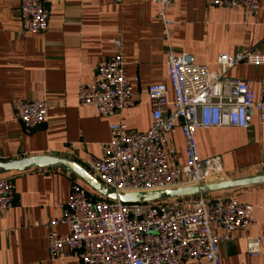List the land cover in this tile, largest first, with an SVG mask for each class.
<instances>
[{"label":"crops","instance_id":"1","mask_svg":"<svg viewBox=\"0 0 264 264\" xmlns=\"http://www.w3.org/2000/svg\"><path fill=\"white\" fill-rule=\"evenodd\" d=\"M42 1L49 14L47 30L22 38L16 19L19 0H0V162L54 156L75 162L93 176L87 163L99 158L101 146L109 142L110 125L122 122L134 132L149 129V86L166 85L173 99L167 80L168 45L175 54L191 55L209 71L218 70L216 59L222 54L264 56V0L246 23L240 11L208 7L203 0H172L168 42L151 0ZM117 38L134 104L106 118L93 107H80L76 94L79 85L95 81L96 64L112 57ZM226 77L248 81L256 100L264 101V65L240 64ZM30 99L44 100L47 114L43 124L26 130L16 119L15 106ZM169 141L182 165L184 142L178 127ZM195 141L210 183L264 171V124L256 116L248 120L246 129L198 130ZM0 178L10 179L14 188L13 207L0 217V264H81L74 258H52L47 231L40 224L62 218L72 182L99 196L73 174L57 168L8 172ZM206 195L234 196L253 207L254 224L221 242V264H264V184ZM54 230L64 234L67 227L56 225ZM256 238L263 241L259 253L250 258L246 242Z\"/></svg>","mask_w":264,"mask_h":264},{"label":"built area","instance_id":"2","mask_svg":"<svg viewBox=\"0 0 264 264\" xmlns=\"http://www.w3.org/2000/svg\"><path fill=\"white\" fill-rule=\"evenodd\" d=\"M151 1L158 8L156 18L168 42L173 23L167 14L172 0ZM203 2L208 7L240 11L246 23L257 15L260 0ZM48 16L42 0H19V36L43 34ZM112 44V57L95 66V81L79 85L76 94L80 107H93L106 118L134 104L122 42L117 38ZM165 58L173 99H169L166 85L149 86V129L134 132L122 122L110 125L109 142L101 146L99 158L87 163L95 179L116 196L210 183L204 162L198 157L196 131L246 129L254 116L264 124V101L256 100L250 83L226 77L240 64L263 66V55H219L216 71L197 64L189 54H175L169 45ZM46 114L44 100H22L15 106L16 119L26 130L43 124ZM176 127L184 142L182 165L169 141ZM13 203L12 181L0 178V217ZM62 209L60 220L40 224L47 231L48 252L54 259L74 258L81 264H221V242L235 238L236 233L254 224L252 205L234 196L198 195L179 201L126 205L118 199L95 197L75 182ZM56 225L66 226L67 232H56ZM262 241L247 239L248 257L259 253Z\"/></svg>","mask_w":264,"mask_h":264},{"label":"water","instance_id":"3","mask_svg":"<svg viewBox=\"0 0 264 264\" xmlns=\"http://www.w3.org/2000/svg\"><path fill=\"white\" fill-rule=\"evenodd\" d=\"M32 168H57L65 172L73 174L78 178L88 189L97 196L116 200L126 205L179 201L188 198H193L198 195H206L221 191L235 190L250 186L264 184V171L250 178L235 179L222 182H213L203 184L201 186H188L173 190H156L146 192H134L127 194H116L98 182L86 170L77 165L75 162L66 158L54 156H36L14 160L11 162H0V174L8 172H22Z\"/></svg>","mask_w":264,"mask_h":264}]
</instances>
